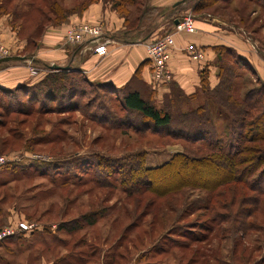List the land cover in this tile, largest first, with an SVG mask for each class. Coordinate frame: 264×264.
<instances>
[{
    "label": "rangeland",
    "instance_id": "374dc122",
    "mask_svg": "<svg viewBox=\"0 0 264 264\" xmlns=\"http://www.w3.org/2000/svg\"><path fill=\"white\" fill-rule=\"evenodd\" d=\"M88 1L86 8L91 3L101 1L113 9L111 7L113 0H92L91 2L90 0H62V3L71 10H75L71 14L75 15L86 9L80 10L83 3ZM227 1L218 0L217 3L205 9L204 14L218 15L226 26L234 27L235 30L242 32L248 40L253 42L257 51L262 53L264 59V6L262 5L264 0H229L230 3ZM25 2L26 0H12L8 4L9 11L14 6H16L15 9L23 6ZM2 15L7 17L12 39L23 42L20 46L13 47L10 45L12 42L8 43L0 37L3 44L10 49L12 55L33 56L45 31L52 25L45 23L46 26L40 27L39 32L37 31V34L41 33L36 35L32 34L33 27L25 24L23 31L19 33V21L12 20L13 17L9 14ZM29 17L33 18L32 14ZM222 54H226L230 60L234 58V54L226 48L222 50ZM244 70L238 77L240 92L257 87L258 83L263 82L260 75L251 68ZM79 90L85 92L82 98L77 97L81 106L64 112L52 107L45 113L39 115L33 113L25 117L23 114L12 111L14 105L11 99L0 89V156L16 157L14 161H11L12 164L0 168V179L8 182L0 186V218L3 219L2 224H5L3 227L8 226L9 223H15L17 219H25V216L30 214L34 220L31 222L38 223L41 230H44H36L39 233L45 232L44 238H51L49 237L51 234L67 240V244L58 245L52 242L53 239H45L52 243H48L44 251L39 254L42 246H37L38 250L37 247L25 249L24 243L27 238L23 237L17 243L20 246L9 244L13 254H6L2 248H0V254H3L11 264H38L43 256L47 260H53L56 256H63L68 252L72 253L68 256L70 255L73 264V258L78 257L76 254L86 256L91 251L96 252L94 257L81 258L83 262L74 264H103L102 256L112 253L124 254L123 258H116L117 264H156L160 261L163 264H185L187 258L192 256L193 248H198L197 246H201V243L193 242L187 250L174 247L175 244L169 245L168 241L179 238L171 233V230L173 231L171 228L177 230L185 223L195 225L201 223L203 218L208 219L203 216L206 213L203 210V206L206 205L204 199L208 193L191 187L174 189L164 195L136 190L129 183L125 172L126 167L129 166L132 169L141 164L145 167L156 165L175 152H197L195 151L197 146L180 137L160 135L148 127L139 132L128 125L119 127L115 122L114 127L107 123L109 127L104 128L103 118L119 117L120 120L122 118L121 121H124L126 117L120 103L116 100V94L111 92V89L104 91L93 84H83ZM18 94L19 98L26 100L23 93ZM198 98V94L193 95L191 107L198 105ZM26 104L37 107L38 101L34 99L33 102ZM57 104L46 101L45 105L56 106ZM184 106H182L184 112L194 115L196 110L189 111ZM215 108L210 101L204 112L213 117ZM197 110L201 112V109ZM187 119L186 125L194 126L192 121ZM128 121L130 119L125 122L131 124V121ZM215 121L218 123L220 120L215 119ZM199 124H201L200 121ZM54 134L60 137L52 142L39 140V136L47 138ZM246 145L256 146V143L246 142ZM198 148L201 153L205 152L201 146ZM130 154L141 156L144 161H132L128 156ZM75 159L80 160H77L79 163L76 164V168L87 171L85 166L89 164L95 174L89 172L80 174L81 179L78 180L80 184L76 186L70 183L57 185L58 182L54 181V178L60 179L57 172H65L73 168L72 161ZM104 164L109 165L107 175H104L106 172L103 171ZM121 165L125 166L121 167ZM119 166L121 169L118 168ZM253 176L255 175L251 177ZM85 177L90 180H85ZM100 179L102 185L95 182ZM252 188L241 183H226L218 187L217 191H223L220 198L224 206L243 211L249 208L261 213L264 211V196H260L259 190ZM256 198L261 199L259 203H255ZM93 210L96 213L99 212L94 215L96 222L93 225L85 224L84 228L70 235L63 229H57L59 223L63 222L66 228L70 227L73 225L71 218ZM145 212L149 214L144 215ZM244 214L245 212L239 213L241 217ZM206 221L210 222V220ZM254 221V217L249 220L248 229L240 239L236 238L242 234L240 232L243 226L239 225L237 229L238 224L235 231L233 226L227 223L223 230L212 233L211 240L214 241L213 247L216 251L212 254L216 257L211 255L213 259H210L207 252L204 264H264V224L256 225L253 224ZM128 225L130 227H127ZM123 233L124 241L120 242V246L113 247L114 242ZM81 238H84L83 243L80 242ZM233 246H235V253L230 256ZM244 246L246 250L242 252ZM162 249L166 251L160 252ZM33 254L39 255L40 259L32 258ZM221 260L227 262L221 263ZM201 261V255L197 254L192 264H201Z\"/></svg>",
    "mask_w": 264,
    "mask_h": 264
},
{
    "label": "trees",
    "instance_id": "16d2710c",
    "mask_svg": "<svg viewBox=\"0 0 264 264\" xmlns=\"http://www.w3.org/2000/svg\"><path fill=\"white\" fill-rule=\"evenodd\" d=\"M11 1L12 0H0V15L9 14L13 17L12 20L19 21V33L23 31L22 28L27 24V26L33 27L32 34L39 35L41 32L37 34V31L39 32L40 27L46 26L45 23H50L51 25L64 23L69 15L75 12V10H71L69 7L65 6L62 0H26L23 6L18 7L19 9H15L16 6H14L9 11L8 4ZM91 1L92 0H90V2ZM226 1L227 0H224V2ZM217 2L218 0H193L190 5V11L194 15L198 13L203 14L205 9H208ZM88 3L89 1L83 3L80 10L85 9ZM177 5H173V8H171L169 12L170 14H167L169 15L168 20L172 28L175 24V20H178L183 14L182 12H178L179 8ZM262 5L264 6V4ZM111 7L123 17L124 23L128 28L132 30L145 29V33H147L148 29L158 26L155 22L156 19L166 12L164 9H158L154 15L156 18L152 19L150 17L149 19L148 15L151 14L152 8L147 4V0H113ZM130 7H132V9H130ZM31 14L33 18L29 17ZM145 21L149 23L144 27L143 23ZM169 31L172 30L166 32ZM226 50H230L231 53L234 54V58L230 60L226 54H222L221 52L217 54L215 66L218 82L215 86L210 87L206 73L201 71V86L195 92L187 94L183 92L175 82H171L169 84V92L163 95L160 103H155L149 88L140 84V81L136 77H133V83H136L135 86L132 85L133 83L131 80V82L126 83L123 87L118 88L108 82L89 81L79 69H73L70 66H68L67 69L63 67L52 69L49 67L50 65L41 64L36 58L32 60L36 72H38L39 69L45 71V75L40 80L30 86L20 85L13 89H0L11 99L14 105L12 106V111L23 114L25 117L31 116L33 113H37L38 115L40 113H45L49 109H52V107L53 109L64 112L65 110H71L73 107L75 109V107L81 106V102L77 97L80 99V97L82 98L85 94V92L79 90L83 84H93L101 87L104 91L111 89V92L116 94V100L120 103L126 117L124 116V121H121L122 118L120 120L119 117H114L113 119L110 117L103 118L104 120L102 122H105L103 123L104 128L109 127L107 123H110L111 127H114L115 122L118 123L119 127L121 125H124V127L128 125L130 128H134V130L139 132L144 131V129L148 127L160 135L167 134L168 136L180 137L181 139L188 140L190 144H195L197 146L195 151L197 152H175L166 160L153 166L145 167L141 164V166L132 169L129 166L126 167L127 170L125 174L130 181L129 183L135 187L136 190L149 191L157 195H164L171 190L185 187L199 188L208 193L204 199L206 205L203 206V210H205L206 213L211 212V214H203V216L208 219L203 218L201 223L195 225H191L189 222L185 223L177 230L172 227L171 229H173V231L170 229L171 233H174L179 238L168 241V243H170L169 245L175 244L174 247L184 250L190 249L193 242L201 243V246H197L198 248H193L192 256L187 258L185 264H192L197 254L198 256L201 255V264H204L206 263L207 252L209 253L208 257H210V259H213L211 257V255H213L212 252L216 253L213 247L214 241L212 242L211 240L212 233L223 230V227L226 226L227 223H230L235 231L238 224L237 229L243 226L240 232L242 234L236 238L240 239L243 237V234L246 233L245 231L248 229L249 220L252 217L255 219L253 224H264V211L257 213L254 209L249 210V208H245L244 211L240 209L233 210L230 206H224L221 201L220 195L223 191H217L218 187L226 183H241L253 187L252 189L259 190L260 196H264V83L261 81L258 83L259 86L248 88L240 92L238 77L245 71L244 69L248 70L250 67L247 65L245 59L236 54L234 50L230 48H226ZM30 56L32 55L26 57ZM18 93H23L26 96V100L19 98ZM196 94H198L199 103L191 107V98L193 95L196 96ZM34 99L38 101L37 107L26 104L27 102H33ZM46 101H51V103L56 102L58 104L56 106H46ZM210 101H212L216 107L213 117L211 114H205ZM182 106L187 110L189 109V111L196 110V112L194 115L193 113L184 112ZM197 109H201V112ZM107 115L109 116L108 112ZM128 119H130L131 124L125 122ZM186 119L187 121H192L191 123H193L194 126L191 127L186 125ZM215 119L220 121L217 123ZM199 121L201 124H199ZM59 137L60 135L58 134L48 136L47 138L46 136H39V140L42 142H44V140L52 142ZM246 142H255L256 146H247ZM199 146H201L205 152L201 153V150H198ZM128 156L132 161H144L143 158L138 155L130 154ZM79 159L81 160V158ZM79 159L72 161L73 168L67 169L65 172H57L60 178L58 180L54 178V181L58 182L57 185L70 183L76 186L80 184L78 181L81 179L80 174H87L88 172L95 174L89 164L85 166V168L87 167V171H84L82 168H76V164L80 161ZM113 159L117 160V158ZM77 160L79 161L77 162ZM10 164H12L11 161L7 162L3 167ZM104 166L105 169L103 171H106L104 175H107L109 165L104 164ZM123 166L121 165V167ZM118 168H120V166ZM252 175L255 176L251 177ZM84 179L86 180L89 178L85 177ZM95 182L98 185L103 184L101 179ZM6 183L8 182L4 179H0V186H4ZM260 200H255V203H259ZM240 212H245L243 217L239 215ZM97 213L95 210L85 212L82 215L71 218V221H73L72 226L66 228L62 222L59 223L57 229H63L70 235L84 228L85 224L93 225L96 222L94 215ZM148 214L149 212L144 213V215ZM25 217L24 220H33L30 214H27ZM206 220H210V222ZM2 222L3 219L0 218V229L5 225L2 224ZM35 224L36 227L34 229L15 232L7 236L0 242V248H2L6 254H13L9 244L20 246V244H17L19 239L23 237L26 238L27 235L35 238L36 242L39 244L37 245L35 242L33 245L32 243L30 245L28 241H26L24 243V246H26L25 249L39 247V245H41L42 248L39 250V254L44 251L48 243L56 242L58 245L67 244V240L61 237L57 238L55 235L49 234L51 238H44L45 236L43 235L45 232H36V230L42 231L43 229L41 230L38 223L35 222ZM127 227H130V225ZM124 233L114 242L112 245L113 247L120 246V242L122 240L124 241ZM216 237L215 235V238ZM45 239L53 240L52 242H48L47 240L45 241ZM167 239L169 240V238ZM80 242L83 243L84 238H81ZM234 248L235 246H233L230 256L234 255ZM244 250H246L245 246L242 252H244ZM162 251L166 250H160V252ZM95 253L96 252L91 251L90 254L86 256L83 254L80 255V253L76 254L78 257L76 256L73 258V264L81 262V258L94 257ZM68 254L72 253L68 252L63 256H56L55 259L53 258V264H57V262L58 264H72L70 255L68 256ZM123 255L124 254L117 255L112 253L107 256H102L101 261L103 264H117L116 258H123ZM36 256L37 255L33 254L32 258H37ZM213 257L216 256L213 255ZM226 262L227 261L221 260V263ZM0 264H11V262L5 258L3 254H0ZM156 264H163V262L160 261Z\"/></svg>",
    "mask_w": 264,
    "mask_h": 264
},
{
    "label": "crops",
    "instance_id": "0c3cea01",
    "mask_svg": "<svg viewBox=\"0 0 264 264\" xmlns=\"http://www.w3.org/2000/svg\"><path fill=\"white\" fill-rule=\"evenodd\" d=\"M178 1H180L177 5L178 12L182 13L186 12V9L190 10L193 2V0H147V4L152 8L151 14L148 15L149 19L150 17L156 18L154 16L156 10H166L161 17L156 19L158 26L148 29L147 33L145 29L128 28L123 17L103 2L91 3L82 13L71 15L68 21L50 26L42 36L34 55L30 57L36 58L41 64H55L79 69L89 81L108 82L118 88L131 80L133 83V77H136L140 84L149 88L156 103H160L163 95L169 92L171 82H175L187 94L195 92L201 86V71L206 73L210 87L215 86L218 82L215 66L217 54L222 53L225 48L234 50L236 54L245 59L247 65L259 74L264 82L262 53L257 51L253 42L248 40L242 32L235 30L234 27L226 26L220 16L209 13L195 14L191 31H174L175 45L168 63L172 75L171 80L155 82L151 75L145 45L161 33L173 29L169 24L167 14H170L173 4ZM84 21L98 24L101 27V39L106 41L105 54H96L93 51L94 42L92 41L83 43L64 41L66 28L71 24ZM148 23L145 21L144 27ZM0 37L8 43L12 42L10 45L13 47L23 43L12 39L13 35L7 24V17L4 15H0ZM188 45L200 49L204 58L192 59L186 51ZM21 56L24 58L0 62V88L30 86L45 75V71L41 69L32 74L30 71L31 66L34 65L32 60L25 55ZM135 84L132 85L135 86ZM26 238L30 245L36 242V239L30 235ZM36 244L39 243L36 242ZM36 257L38 259L39 255ZM38 264H53V260H47L43 256Z\"/></svg>",
    "mask_w": 264,
    "mask_h": 264
},
{
    "label": "built area",
    "instance_id": "2783aa9c",
    "mask_svg": "<svg viewBox=\"0 0 264 264\" xmlns=\"http://www.w3.org/2000/svg\"><path fill=\"white\" fill-rule=\"evenodd\" d=\"M195 15L191 11L184 12L177 23L173 25L172 31L157 36L146 43V55L150 62L151 75L155 82H167L171 80V72L168 63L171 58L172 49L175 45L174 31H191L194 26ZM101 27L97 24L79 22L69 25L64 33L66 43H83L86 41L94 42L93 51L98 55L106 53V41L101 39ZM188 55L195 60L204 58L203 52L193 45L186 47ZM12 55L10 49L6 47L0 38V58ZM31 73H36V69L31 68ZM15 156H0V168L7 162L15 160ZM36 224L24 219L16 220L8 226L0 229V242L7 236L20 231L34 229Z\"/></svg>",
    "mask_w": 264,
    "mask_h": 264
},
{
    "label": "water",
    "instance_id": "95a60500",
    "mask_svg": "<svg viewBox=\"0 0 264 264\" xmlns=\"http://www.w3.org/2000/svg\"><path fill=\"white\" fill-rule=\"evenodd\" d=\"M179 3H180V1L176 2L173 5H177ZM175 23H177V20H175ZM22 58H24V56H21V55H10V56L1 57L0 58V62H8V61L18 60V59H22ZM29 58H30V60H33L31 57H29ZM49 67L52 68V69H58V68H62V67L67 69L68 66H58V65H55V64H51Z\"/></svg>",
    "mask_w": 264,
    "mask_h": 264
}]
</instances>
